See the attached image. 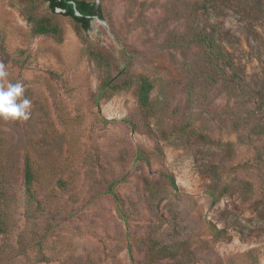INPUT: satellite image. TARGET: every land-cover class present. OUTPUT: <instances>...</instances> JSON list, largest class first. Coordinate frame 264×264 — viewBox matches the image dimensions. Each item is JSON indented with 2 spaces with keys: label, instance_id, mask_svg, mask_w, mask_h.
<instances>
[{
  "label": "rangeland",
  "instance_id": "374dc122",
  "mask_svg": "<svg viewBox=\"0 0 264 264\" xmlns=\"http://www.w3.org/2000/svg\"><path fill=\"white\" fill-rule=\"evenodd\" d=\"M86 1L105 20L80 34L45 0H0V64L31 100L28 121L0 120L10 182L0 264H264V135L250 136L264 124V0H209L208 11L203 0ZM30 7L62 37L34 34ZM197 24L218 27L243 89L208 83L198 49L174 44ZM107 73L158 81L165 136L123 122L144 123L135 84L96 101ZM212 165L255 194L232 190L213 204Z\"/></svg>",
  "mask_w": 264,
  "mask_h": 264
},
{
  "label": "trees",
  "instance_id": "16d2710c",
  "mask_svg": "<svg viewBox=\"0 0 264 264\" xmlns=\"http://www.w3.org/2000/svg\"><path fill=\"white\" fill-rule=\"evenodd\" d=\"M202 7L204 11H208L207 4L209 0H203ZM48 8L52 12L58 10L67 17H70L78 26L80 34L88 32L91 29V22L95 18L105 20L103 11L100 6L86 0H45ZM80 13V15L77 14ZM28 21L33 26V32L36 35H53L57 38L62 37L60 27L53 22L51 18L42 17L38 15L37 10L33 7L27 9ZM83 36V35H82ZM174 44L187 49L195 47L199 51V67L200 71L204 73L205 78L210 84H218L223 82L228 85L233 91L243 89L242 77L239 73L240 69L233 52L230 50L227 43L219 38V31L217 26L210 29L199 24L190 26L186 34H182L178 41ZM89 54L99 64L105 63L108 66L107 59L99 52L89 51ZM128 73V72H127ZM124 81H119L107 73L102 81L98 92L96 94V101L102 99H110L115 94L131 88L134 84L137 90L138 104L141 109V119L144 123L134 119H124L126 123L134 130L147 128L148 132H155L159 136L166 135V127L163 124L161 113L163 112L164 99L161 96L162 92L155 94L158 81L146 75H139L131 77ZM263 113L262 110H260ZM155 122L154 129L151 123ZM258 130V131H256ZM201 138H206L202 133L196 130L191 132ZM264 124L256 123L251 129L250 136H263ZM200 140V139H199ZM262 159L261 154L258 155ZM140 158H145L140 154ZM221 166L212 165L209 169V176L212 179V190L209 191L212 203H218L227 193L232 190H237L245 195H254L255 187L253 183L244 179H235L234 182L228 181L227 177L221 172ZM9 174L6 169H0V237L5 235L8 230L7 221V207L9 202ZM168 180L169 185L173 189H177L176 180L171 175H164ZM35 182V172L31 159H26V194L29 200L34 199L33 185Z\"/></svg>",
  "mask_w": 264,
  "mask_h": 264
},
{
  "label": "clouds",
  "instance_id": "9594fccd",
  "mask_svg": "<svg viewBox=\"0 0 264 264\" xmlns=\"http://www.w3.org/2000/svg\"><path fill=\"white\" fill-rule=\"evenodd\" d=\"M9 72L0 64V120L25 122L31 117V100L25 93L22 82H10Z\"/></svg>",
  "mask_w": 264,
  "mask_h": 264
},
{
  "label": "water",
  "instance_id": "95a60500",
  "mask_svg": "<svg viewBox=\"0 0 264 264\" xmlns=\"http://www.w3.org/2000/svg\"><path fill=\"white\" fill-rule=\"evenodd\" d=\"M77 14H78V15H80V13H79V12H77ZM98 19H99V18H98Z\"/></svg>",
  "mask_w": 264,
  "mask_h": 264
}]
</instances>
